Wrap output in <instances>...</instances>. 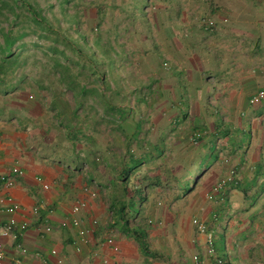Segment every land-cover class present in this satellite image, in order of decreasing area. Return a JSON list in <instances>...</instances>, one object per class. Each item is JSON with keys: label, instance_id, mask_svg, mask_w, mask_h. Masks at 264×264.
<instances>
[{"label": "crops", "instance_id": "0c3cea01", "mask_svg": "<svg viewBox=\"0 0 264 264\" xmlns=\"http://www.w3.org/2000/svg\"><path fill=\"white\" fill-rule=\"evenodd\" d=\"M155 6L153 45L139 46L137 58L124 59L116 78L125 93L113 92L109 83L106 93L82 96L58 76L55 110L39 91L24 102L0 100V177L13 176L15 168L23 172L0 192V229L14 218L19 234L16 241L0 235V264H195L194 255L198 264H217V257L228 264H264V102L251 103L264 89V0H155ZM209 20L216 26L209 27ZM220 131L231 134L214 139ZM212 138L219 156L207 173L214 168L223 178L235 170L237 178L213 199L214 185L201 183L184 198L154 207V214L176 212L172 250L166 254L160 245L163 214L153 223L146 212L160 200L162 187H150L151 197L140 204L150 257L118 228L110 229L111 200L123 193L112 182L128 168L133 147L141 157L155 146L172 151L188 146L187 140L210 145ZM153 168L140 166L134 179L161 174ZM79 200L87 206L74 227L72 208ZM11 203L20 210L10 214ZM219 216L221 223L214 225ZM195 217L211 228L215 257L206 236L198 235ZM45 221L51 232L43 231ZM159 225L165 232L158 235L152 229ZM80 229L87 231L86 240ZM111 233L121 247L115 258L105 243Z\"/></svg>", "mask_w": 264, "mask_h": 264}, {"label": "trees", "instance_id": "16d2710c", "mask_svg": "<svg viewBox=\"0 0 264 264\" xmlns=\"http://www.w3.org/2000/svg\"><path fill=\"white\" fill-rule=\"evenodd\" d=\"M127 1L130 10L122 7L126 0H121L120 3L117 0H61L56 10L55 5L42 7L37 0H0V94L6 96L13 91L25 92L36 86L38 91L44 94L46 103L49 101L51 108L55 110L58 76L67 90L81 93L82 96L99 95L100 92L109 91V82L116 80L119 75L108 73V61L113 59L120 68L127 56L125 46L121 42L116 43L117 39L130 34L131 29H136L139 25L147 32V38L153 39V26L146 13L150 5L149 0ZM87 10L94 12L95 26L86 27ZM117 11L120 19L111 24L110 30L102 32V26L108 23ZM124 23L126 26L123 27ZM113 31L118 33L114 43L123 47L124 55L113 56L115 45L107 41L110 39L108 33ZM31 35L37 38L34 45L39 48H42L40 41H45L43 54L51 64L45 77L37 79L36 82L29 80L25 72L28 65L25 53L29 48L25 39ZM99 50H107L106 56H100ZM97 63L100 68H97ZM75 76L82 81L74 82ZM230 134V131H220L213 137L226 139ZM214 139L212 138L210 145H204L201 139H196L197 146L177 147L172 151L163 145L155 146L144 151L141 157H135L131 149L128 153V168L120 172L119 177H115L112 182L114 190L117 183L123 193L121 196L117 195L116 201L111 200L110 229L118 228L122 235L137 242L144 255L150 257L153 252L149 250L148 227L143 218L144 211L140 207L148 197L147 190L150 187L166 188L167 185L174 190L173 187L178 186V189L175 188L178 192L176 198H184L195 191L219 156ZM145 164L148 168L152 169L154 166L153 169L161 170V174L144 175L134 179L133 173L135 175V171ZM176 170L180 175L174 174ZM138 218L140 223L136 224L135 220ZM221 221L222 217H217L214 225ZM208 230L211 232V228ZM217 258L222 260V264H228L226 259Z\"/></svg>", "mask_w": 264, "mask_h": 264}, {"label": "rangeland", "instance_id": "374dc122", "mask_svg": "<svg viewBox=\"0 0 264 264\" xmlns=\"http://www.w3.org/2000/svg\"><path fill=\"white\" fill-rule=\"evenodd\" d=\"M42 7H45L47 6L48 4H53L56 6V10H58V4L61 0H37ZM121 0H117V2L120 3ZM149 7H147L146 9V13H147V16L149 18V21H150V24L154 27V13L155 11L157 10L156 9V6H155V0H149ZM122 7L125 9V10H130L131 7L128 3V1L126 0V2H124L122 4ZM94 12L91 11V10H87L86 11V14H87V24H86V27H91V26H95V16L93 14ZM120 19V14L119 12L117 11L116 12V15L115 16H112L111 19L109 20V22L105 23L101 30L102 32L105 33V31H107L111 24H114L115 22H117L116 20ZM126 26V23H124L123 27ZM150 27H148V30H149ZM110 30V29H109ZM153 32V31H152ZM117 32L116 31H113L108 33V36L110 39H108L107 41H111L112 42V45H115L114 43V40H116V36H117ZM107 36V34H106ZM147 32H144V29L139 25L136 29L135 28H132L131 29V33L128 34V35H125L123 37H119L116 41V43H122L124 46H125V50L127 51V53H130L127 54V56L125 57V59H127V57H131V59H135L137 58V55H138V52H139V48L141 46H144V48H150L152 45H153V39L149 40L147 38ZM25 41L28 43L29 45V48L28 50L26 51L25 53V57L27 58V69H26V74L27 76L29 77V80L33 81V82H36L37 79L39 78H42L43 76L45 77V74H47V69H49L48 67L51 65L49 63V60L48 58L43 54L44 52V49H45V41H40V46L42 48H39L37 47L36 45H34L35 42H37V38L33 35L27 37L25 39ZM140 46V47H139ZM115 49L112 51L113 53V56H120V55H124V52H123V47L120 46L119 44H116ZM106 51H102V50H99V55L102 56L103 54H105L106 56ZM101 59V58H100ZM100 61V60H99ZM124 62V61H123ZM100 63V62H98ZM98 63L96 64L97 65V68H100L101 66L98 65ZM108 65H106V68L108 66V73L110 74H113V73H118V75H120L119 71L121 69V65L120 68L119 66H116L118 65L113 59L112 61H108ZM109 74V75H110ZM112 78V77H111ZM117 80H111L109 83H111L113 85V89H111L113 92L114 90H117L118 93H121L122 91L125 93L127 90H126V87H122L121 84H119V81ZM140 88V85L137 86V92H139ZM38 89L36 86H34L33 88L31 89H28L25 91V93H21V91H13L9 94H7L5 97H2L0 96V100H3V99H10V98H16V97H19V99L21 98H24L22 99V101L24 102L25 101V97H29V95L31 96H35L36 93L34 92H37ZM134 98L137 96L136 93L133 94ZM32 97V99H33ZM43 101H45V98H42ZM29 101H31V99L29 98ZM31 103V102H30ZM43 104L45 105V103L43 102ZM42 104L40 103V106ZM43 105V106H44ZM190 138V136H189ZM191 140H187V144H189L188 146L191 147L193 141ZM133 151L135 153H137V148L133 147L132 148ZM169 155V153H168ZM202 168L199 169V171H201ZM176 176L180 175V172H176L174 173ZM222 178L220 177H217L216 175V172H215V169L213 168L211 171H209V173L206 174V176L201 180V183L203 184V186H206L207 184H212V186L214 184H216L218 181H220ZM201 184V185H202ZM173 189H171V186L167 185L166 188L163 187V189H161L162 194H161V197H160V200L158 201H155V203L153 204V207L151 208V210H147V208L149 207H145L146 208V212H149V215L147 214V218L149 220H151L153 223L155 221H161V220H157V219H160V214H163L161 219L163 222L167 223L166 224H163L162 226L166 228V232L162 230L163 227H161L160 225L153 228L152 230H155V234H160L161 231L162 233H164V235L162 237L159 236V241H160V245L163 246L164 249H166L165 253L167 254V252H169V250L171 249L172 250V247H173V241L174 240H177V234L175 233V227H172V224H173V221H174V214L173 213H176L175 211H170V210H164V211H159L157 214H154L153 213V209H154V212H155V208H160L162 201L165 202V204L167 205L168 202H171L173 199L176 198L178 192L176 191L175 188H179L178 186L177 187H173ZM150 193L149 191H147V194ZM150 197H151V193H150ZM167 202V203H166ZM146 206H148V204H146ZM155 207V208H154ZM144 212V213H146ZM157 225V224H156ZM161 227V228H160ZM152 240V239H151ZM152 242V241H151Z\"/></svg>", "mask_w": 264, "mask_h": 264}, {"label": "built area", "instance_id": "2783aa9c", "mask_svg": "<svg viewBox=\"0 0 264 264\" xmlns=\"http://www.w3.org/2000/svg\"><path fill=\"white\" fill-rule=\"evenodd\" d=\"M207 24L209 27H215L216 22L214 20H209L207 21ZM264 102V89L259 90L251 99L252 104H259ZM13 176H1L0 177V192H2L3 189H8L12 187L15 184L16 176H22L23 172L22 170L15 168L13 170ZM237 178V174L235 170H230L220 181H218L216 184H214L212 191L209 194V199H213L214 195L216 193L222 192L227 185L233 183ZM38 181H42L41 178H38ZM44 189L49 190L50 186L48 184H43ZM9 202H12V199L9 197L8 198ZM87 206V202L84 200H79L76 202V204L72 208V213L74 214L73 218L71 219L70 223L74 227H79L80 226V219L78 218V214ZM20 207L17 204L11 203L7 207V211L10 214H14L15 212L19 211ZM192 223L198 233V235H203L206 236L207 239V245H208V251L211 256L215 257V247H214V238L213 234L208 230L207 225L198 217L193 218ZM66 222L62 224V226H66ZM93 225L96 226L98 225V220L93 221ZM25 225H22L21 228L25 229ZM52 226L48 222L43 223V231L45 232H51ZM0 235L3 238H10L13 241H16L19 238V234L17 232V221L14 218H11L8 222H6L0 229ZM79 236L82 240H86L87 236V231L85 229H80L79 231ZM105 243L108 245L109 250H110V255L112 257H116L120 251L121 247L116 239L115 234L111 233L107 235L105 238ZM51 253L53 255L58 254V251L56 249H51ZM5 258V245L3 243H0V261H2ZM104 263H107L108 260L104 259ZM193 261L195 264H198L199 257L198 255L193 256ZM63 258H59L58 263H62ZM217 264H222V260L217 258L216 259ZM114 264H119L117 261L114 262Z\"/></svg>", "mask_w": 264, "mask_h": 264}]
</instances>
